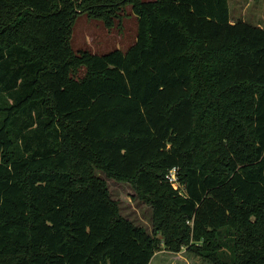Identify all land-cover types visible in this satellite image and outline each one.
Segmentation results:
<instances>
[{
  "label": "trees",
  "instance_id": "16d2710c",
  "mask_svg": "<svg viewBox=\"0 0 264 264\" xmlns=\"http://www.w3.org/2000/svg\"><path fill=\"white\" fill-rule=\"evenodd\" d=\"M127 5L125 53L73 51L79 14L111 28ZM96 171L132 186L152 234ZM182 250L264 264V29L231 23L227 0H0V264Z\"/></svg>",
  "mask_w": 264,
  "mask_h": 264
},
{
  "label": "rangeland",
  "instance_id": "374dc122",
  "mask_svg": "<svg viewBox=\"0 0 264 264\" xmlns=\"http://www.w3.org/2000/svg\"><path fill=\"white\" fill-rule=\"evenodd\" d=\"M150 1V0H142ZM230 22H244L264 29V0H227ZM137 17L131 6L122 8L111 28L101 20L90 18L81 13L71 27L70 43L74 52L89 51L95 55H104L113 50L125 53L136 41ZM84 69L82 70V72ZM104 179L110 198L116 202L119 214L133 224L153 233L152 212L150 207L140 200L132 188L125 182L107 178L104 174L95 173ZM220 241L225 246L222 257L231 260L232 240L229 231L223 230ZM151 264H208L200 257L181 251L178 254L160 251L155 254Z\"/></svg>",
  "mask_w": 264,
  "mask_h": 264
},
{
  "label": "built area",
  "instance_id": "2783aa9c",
  "mask_svg": "<svg viewBox=\"0 0 264 264\" xmlns=\"http://www.w3.org/2000/svg\"><path fill=\"white\" fill-rule=\"evenodd\" d=\"M166 179L168 180V182L170 183V185L174 190H177L179 188L176 179V168H173L169 171L168 175L166 176Z\"/></svg>",
  "mask_w": 264,
  "mask_h": 264
},
{
  "label": "crops",
  "instance_id": "0c3cea01",
  "mask_svg": "<svg viewBox=\"0 0 264 264\" xmlns=\"http://www.w3.org/2000/svg\"><path fill=\"white\" fill-rule=\"evenodd\" d=\"M232 23V22H231Z\"/></svg>",
  "mask_w": 264,
  "mask_h": 264
}]
</instances>
